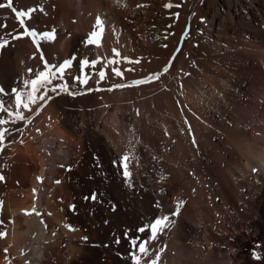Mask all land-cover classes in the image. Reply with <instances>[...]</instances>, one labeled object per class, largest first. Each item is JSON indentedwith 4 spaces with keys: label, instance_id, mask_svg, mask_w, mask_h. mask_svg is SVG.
I'll list each match as a JSON object with an SVG mask.
<instances>
[{
    "label": "bare ground",
    "instance_id": "6f19581e",
    "mask_svg": "<svg viewBox=\"0 0 264 264\" xmlns=\"http://www.w3.org/2000/svg\"><path fill=\"white\" fill-rule=\"evenodd\" d=\"M12 4L26 15L0 9L4 107L45 62L72 66L25 120L0 112V264H130L165 215L140 264H264V0Z\"/></svg>",
    "mask_w": 264,
    "mask_h": 264
},
{
    "label": "snow or ice",
    "instance_id": "6c2138e0",
    "mask_svg": "<svg viewBox=\"0 0 264 264\" xmlns=\"http://www.w3.org/2000/svg\"><path fill=\"white\" fill-rule=\"evenodd\" d=\"M4 8H8L11 9L13 12L16 13L17 18H21L24 17L26 15L25 12H19L17 11L16 8L13 7L12 4V0H7V3H0V9H4ZM32 11H35L34 9ZM42 11V9H41ZM101 20L97 19L96 20V25L98 27L101 26ZM20 25L21 27L24 26V20L20 19ZM102 31V28H101ZM23 37H31L32 38V43L35 44L36 43V36H37V32L35 30H29L27 27L24 28V32L22 33ZM20 36H16L14 37V39H20ZM53 37L51 35V33L49 32H44L42 34V39H47V40H51ZM98 40V33L96 31L91 32V35L89 36L87 43L89 45L92 44H96ZM4 45L0 44V48H2ZM98 46V45H97ZM37 51H39V48L37 49ZM116 55H119V53H116ZM40 60H44V56L40 55L39 57ZM88 61L84 60L81 64V70H83L84 66L88 65ZM72 66V61L71 60H67L65 61L62 65H60L57 70L55 72H52V69L49 67L48 63L45 62L44 63V69H46V71H37L35 73L36 78L32 79V80H25L24 81V85L25 87H31V93L29 94V98L27 102H24L22 100V93L19 92L17 90V87H13L11 89V92L8 93V95H14L15 96V100H14V104H9V106L6 108L4 107V101L3 98L0 97V112H6L8 116L10 117H14V119L11 121V123H16L19 120H25L26 117H24L21 113H20V109L23 108L26 111H32V109L30 108V104L34 103V99L33 97L35 96V94L37 92H40L41 89H43V92L41 93V95L39 96V99L41 101H44L46 99V97H48V93L49 91L51 92H57V88H62L63 91H67V88L62 86V85H56L52 88H49V85H52V78L50 77V73L52 76H54L57 79L63 80L64 79V72H65V68H70ZM29 71H31V69H29ZM164 71H167V68L164 69ZM115 75L116 76H121V72L116 69L114 70ZM99 76L101 79H103L105 77V73L103 71H101L99 73ZM77 80L80 81L81 84H86L87 80L81 79L80 77H76ZM153 79L152 76L147 77L146 79H141V80H135L133 83L136 85H142L148 82V80ZM115 87L120 88V87H124V85H116ZM111 90V89H110ZM4 89L2 87H0V93H4ZM69 95H72V93H68ZM13 107L15 108V112L13 111ZM9 123V121L5 120V119H0V125H5ZM12 131L9 128H5L3 130H0V143L4 142L5 139V134L6 132H10ZM125 160L128 159V157L124 158ZM129 176V173L127 171V166L125 165V171H124V177L127 178ZM0 179H2V177H0ZM93 199H95V197H93ZM157 207L159 208V205H157ZM178 209V206H177ZM174 215L176 213H173ZM171 226V222L169 221V217L167 215L163 216L162 218H158L155 219L153 223L149 224L147 227L146 226H141L137 231L140 234H143L147 231V228L150 227V235L144 236L143 240L141 241L139 238H132L130 241V255H129V260H130V264H140V259L139 257L136 255L137 251L142 253L144 256H148L150 255V251L148 248L145 247L146 243H149L151 241H154L157 239L158 234H159V230H162L163 228L166 227H170ZM259 247V246H258ZM253 257L254 259H260V255L258 253H253ZM156 259L154 258L151 261V264H156Z\"/></svg>",
    "mask_w": 264,
    "mask_h": 264
},
{
    "label": "rangeland",
    "instance_id": "374dc122",
    "mask_svg": "<svg viewBox=\"0 0 264 264\" xmlns=\"http://www.w3.org/2000/svg\"><path fill=\"white\" fill-rule=\"evenodd\" d=\"M150 224V223H149ZM254 253H258L259 254V252H254Z\"/></svg>",
    "mask_w": 264,
    "mask_h": 264
}]
</instances>
